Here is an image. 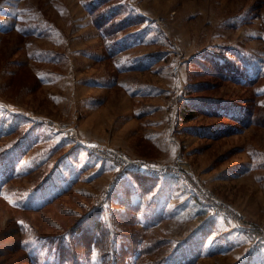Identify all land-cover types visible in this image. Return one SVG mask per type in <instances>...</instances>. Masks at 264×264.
I'll list each match as a JSON object with an SVG mask.
<instances>
[{"label": "rangeland", "instance_id": "374dc122", "mask_svg": "<svg viewBox=\"0 0 264 264\" xmlns=\"http://www.w3.org/2000/svg\"><path fill=\"white\" fill-rule=\"evenodd\" d=\"M110 11L115 35L96 22ZM261 88L264 0H0V194L50 204L0 200V264H25L21 216L57 233L99 217L112 256L134 245L116 264H264L238 222L264 228V125L232 118L264 116Z\"/></svg>", "mask_w": 264, "mask_h": 264}, {"label": "trees", "instance_id": "16d2710c", "mask_svg": "<svg viewBox=\"0 0 264 264\" xmlns=\"http://www.w3.org/2000/svg\"><path fill=\"white\" fill-rule=\"evenodd\" d=\"M114 16V13L112 11L106 12L105 16L101 20H96L97 25L101 26L102 31L104 29H111L112 33L115 35L117 34V30L119 28L118 23L112 18ZM109 40L113 38H108ZM107 39V40H108ZM107 53L104 54L105 57L111 59H114V57L117 55V52L115 54L110 53V50L106 51ZM227 71V70H226ZM230 75H226L227 77ZM236 80H239V77L234 76ZM263 77L259 76V79H262ZM37 79L40 81L41 77L40 75L37 74ZM257 80H249L246 81V84L248 85H253ZM262 81V80H261ZM260 81V82H261ZM41 82V81H40ZM261 86V84H260ZM253 87V86H252ZM264 90L263 88H261ZM254 98V96H253ZM255 99V98H254ZM255 107L262 109L261 113H264V100L257 101L255 99ZM197 108H188L186 104L182 106L181 113L183 115L184 120H191L196 113ZM233 119L237 120L238 122L242 123L243 125H264V116H260V112L257 113L253 106L250 107H245L243 109V113L241 115H233ZM230 130V128H228ZM146 173V172H145ZM140 171H135L134 174L139 175L140 177H144L148 180H152V176L148 173L145 174ZM147 188L152 187L154 185L153 182H148ZM0 200H4L8 205L11 206V208H14L15 210L19 211H30V212H37L44 213L43 210H45L46 207L49 205H44L40 206L35 209H29V208H23L20 206H16L14 204H11L4 196L0 194ZM52 204V202H51ZM128 213L124 216H122L123 220L127 223H130L131 216H132V209H136L135 205L128 204L127 205ZM95 212V211H94ZM86 222L87 220L83 221L80 223V226L76 227H71L69 226L65 230L58 231L57 232H44V231H39L36 227V223H33L26 217H18L16 219V225L17 229L13 231L16 235H18V238L15 240V250H18L21 252L20 257L22 260L25 261V264H41L40 262V257L33 253L31 249L29 248L28 243L25 241V235L28 232L27 229L33 228L36 231V234L38 237L47 240L49 243H51V246L54 245V247H51L53 250V254L56 255V259H51L54 264H80L82 261L86 260L89 258L90 253L94 250L97 249L100 253V256L102 257L103 263L104 264H116L117 261L121 259L122 255H126L129 252V247H134L132 243L128 245V247L124 250H121L118 252L119 255L116 257L111 255V245L113 242V239H111L110 231L106 227V224L104 221H102L99 217L94 219L93 224L91 228L89 229L90 225L87 226ZM44 223V221H43ZM47 227L50 228V223L48 220H46ZM28 225L29 227H27ZM51 225L53 223L51 222ZM54 226V225H53ZM69 231L71 235L76 232L80 233L83 238H80L79 240H75L74 238H70L69 240H65L64 234L66 231ZM159 261L163 260V257L158 259ZM158 261V262H159Z\"/></svg>", "mask_w": 264, "mask_h": 264}, {"label": "built area", "instance_id": "2783aa9c", "mask_svg": "<svg viewBox=\"0 0 264 264\" xmlns=\"http://www.w3.org/2000/svg\"><path fill=\"white\" fill-rule=\"evenodd\" d=\"M146 165V164H144ZM146 167V171L148 172H155V169H151L150 165L143 166ZM186 172L185 168L179 167L177 169V173L184 175ZM200 195V194H199ZM201 197V195H200ZM239 225L247 232V234L251 237L255 247L262 248L264 247V228L260 227L258 224H247L242 219L239 221Z\"/></svg>", "mask_w": 264, "mask_h": 264}, {"label": "bare ground", "instance_id": "6f19581e", "mask_svg": "<svg viewBox=\"0 0 264 264\" xmlns=\"http://www.w3.org/2000/svg\"><path fill=\"white\" fill-rule=\"evenodd\" d=\"M184 168V167H183Z\"/></svg>", "mask_w": 264, "mask_h": 264}, {"label": "crops", "instance_id": "0c3cea01", "mask_svg": "<svg viewBox=\"0 0 264 264\" xmlns=\"http://www.w3.org/2000/svg\"><path fill=\"white\" fill-rule=\"evenodd\" d=\"M263 249V248H262Z\"/></svg>", "mask_w": 264, "mask_h": 264}]
</instances>
